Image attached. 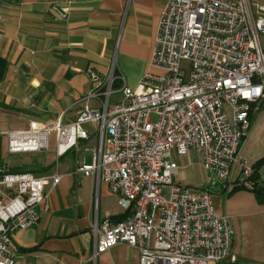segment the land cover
Listing matches in <instances>:
<instances>
[{"label":"built area","instance_id":"obj_1","mask_svg":"<svg viewBox=\"0 0 264 264\" xmlns=\"http://www.w3.org/2000/svg\"><path fill=\"white\" fill-rule=\"evenodd\" d=\"M50 10L59 19L68 13L55 5ZM150 64L159 73H146L135 89L117 74L115 54L106 75L87 68L90 89L76 119L0 131L4 153L50 151L54 134L53 152L61 157L88 139L86 126L95 130L92 161L76 172L105 184L129 215L91 227V264L117 245L135 249L139 264H234V231L228 217L214 212L211 189L228 181L235 163L236 185L255 189L240 145L251 107L264 100V0H167ZM190 151L209 173V187L174 182V156ZM60 178L0 167V264L15 263L12 236L37 225L38 210L49 208L48 188ZM259 183L264 188V177Z\"/></svg>","mask_w":264,"mask_h":264},{"label":"crops","instance_id":"obj_2","mask_svg":"<svg viewBox=\"0 0 264 264\" xmlns=\"http://www.w3.org/2000/svg\"><path fill=\"white\" fill-rule=\"evenodd\" d=\"M167 0H0V58L6 69L0 80V131L21 132L30 124L45 125L60 120L70 123L84 106L90 85L87 68L104 76L113 55L116 72L124 84L135 89L146 73H159L150 60L158 23ZM67 9L59 19L50 10ZM118 82V88L121 87ZM119 100L120 94L112 97ZM89 106L96 105L94 101ZM250 127L240 145V154L253 164L264 158V100L251 107ZM89 137L77 148L56 157L54 134L50 151L25 153L34 162L28 167L8 168L0 143V167L27 171L36 176H61L49 189V208L38 210L36 226L16 232L14 264H91V227L115 224L129 212L105 184L76 172L90 164L97 147L96 133L86 126ZM185 157L191 169L178 165L174 182L189 188L209 187V173L200 156L190 151ZM264 177V168L261 169ZM239 165L231 168L226 183L211 189L214 212L230 219L234 236L230 254L234 264H264V193L232 190ZM262 190V189H261ZM138 252L117 245L100 254L95 264H139ZM222 264H230L227 259Z\"/></svg>","mask_w":264,"mask_h":264},{"label":"rangeland","instance_id":"obj_3","mask_svg":"<svg viewBox=\"0 0 264 264\" xmlns=\"http://www.w3.org/2000/svg\"><path fill=\"white\" fill-rule=\"evenodd\" d=\"M113 102L114 99L112 98V103ZM176 161L179 166L185 167L187 170H189V168L191 169L192 165L187 164L188 162H186L185 157L176 158ZM1 162L4 163L8 168H23L31 165L34 162V158L31 155H12L8 157L2 156ZM194 189H201V188L195 187Z\"/></svg>","mask_w":264,"mask_h":264},{"label":"trees","instance_id":"obj_4","mask_svg":"<svg viewBox=\"0 0 264 264\" xmlns=\"http://www.w3.org/2000/svg\"><path fill=\"white\" fill-rule=\"evenodd\" d=\"M5 69H6V62H5L3 59L0 58V80H1L2 77H3V74H4ZM117 84H118V83L115 84V87H116V88H118ZM250 112H251V111H250ZM249 115H250V114H249ZM252 168H253V170H254V175H253V177H252V180H253L254 183H255V189H254L252 192H254V193L260 195V194L264 193V188H263L262 190L259 189V187H260V183H259V181H260V177H261V175H260V174H261V169L264 168V158H261V159H259L258 161L254 162V163L252 164ZM15 172H19V171H15ZM20 172H26V171L22 170V171H20ZM237 189H242V188H240L239 186H237V185H236V182H235V183L233 184V187H232V190H231V191H233V190H237ZM123 220H124V219H123ZM120 221H122V219H120V220L117 221V222H120ZM117 222H116V223H117Z\"/></svg>","mask_w":264,"mask_h":264},{"label":"water","instance_id":"obj_5","mask_svg":"<svg viewBox=\"0 0 264 264\" xmlns=\"http://www.w3.org/2000/svg\"><path fill=\"white\" fill-rule=\"evenodd\" d=\"M259 189L261 190V189H263V187H259Z\"/></svg>","mask_w":264,"mask_h":264}]
</instances>
